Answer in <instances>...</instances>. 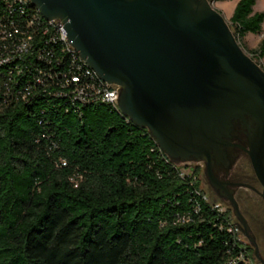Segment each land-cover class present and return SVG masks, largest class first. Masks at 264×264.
I'll use <instances>...</instances> for the list:
<instances>
[{
	"label": "trees",
	"instance_id": "16d2710c",
	"mask_svg": "<svg viewBox=\"0 0 264 264\" xmlns=\"http://www.w3.org/2000/svg\"><path fill=\"white\" fill-rule=\"evenodd\" d=\"M256 2L240 0L230 22L262 61L264 40L244 41L263 32ZM36 33L31 62L0 66V264H249L233 263L241 249L200 181L181 178L147 129L107 104L56 95L70 56Z\"/></svg>",
	"mask_w": 264,
	"mask_h": 264
},
{
	"label": "water",
	"instance_id": "95a60500",
	"mask_svg": "<svg viewBox=\"0 0 264 264\" xmlns=\"http://www.w3.org/2000/svg\"><path fill=\"white\" fill-rule=\"evenodd\" d=\"M31 1L64 25L81 58L119 90L120 113L147 129L172 163L201 172L195 162L206 160L216 184L213 165L238 146L264 186V68L213 1ZM239 127L248 148L232 143Z\"/></svg>",
	"mask_w": 264,
	"mask_h": 264
},
{
	"label": "built area",
	"instance_id": "2783aa9c",
	"mask_svg": "<svg viewBox=\"0 0 264 264\" xmlns=\"http://www.w3.org/2000/svg\"><path fill=\"white\" fill-rule=\"evenodd\" d=\"M0 18L5 20L0 22V66L13 64L20 69L31 62L37 54L39 39H36V32H38L39 37L46 38L47 42L62 45V52L70 56L73 73L70 79L65 78V81L60 82L61 89L57 91V96L69 97L73 101L85 103H104L120 112L119 90L103 81L81 58L70 42L63 24L55 19L45 18L31 0H0ZM20 21L25 23L24 28L19 25ZM41 59L42 55H38V60ZM46 62L52 64L51 61L46 60ZM49 79L53 80L52 74ZM37 81L43 83L41 77H38ZM71 85L75 87L73 92H65V88ZM174 165L183 168L181 178L188 176L192 184L199 181L200 176L195 172L196 167ZM188 165L190 164H186ZM198 194L210 204L212 210L218 213L221 228L227 229L232 234L234 242L241 249L240 256L233 263L246 261L249 264H259L256 255L251 253V243L244 235L241 226L227 214V210L219 202L214 203L207 193L200 190ZM190 221V215H185L179 218L178 223L186 224Z\"/></svg>",
	"mask_w": 264,
	"mask_h": 264
},
{
	"label": "flooded vegetation",
	"instance_id": "af4514ba",
	"mask_svg": "<svg viewBox=\"0 0 264 264\" xmlns=\"http://www.w3.org/2000/svg\"><path fill=\"white\" fill-rule=\"evenodd\" d=\"M232 143L248 148L247 130L237 128ZM223 154L213 165L216 184L210 178L207 161L195 162L201 168L200 186L213 199L226 204L234 214L235 207L229 198L233 196L243 218L237 219L242 231L251 243L259 264H264V186L245 150L234 146L227 148V153Z\"/></svg>",
	"mask_w": 264,
	"mask_h": 264
},
{
	"label": "rangeland",
	"instance_id": "374dc122",
	"mask_svg": "<svg viewBox=\"0 0 264 264\" xmlns=\"http://www.w3.org/2000/svg\"><path fill=\"white\" fill-rule=\"evenodd\" d=\"M211 1H213L214 7L224 14L229 25L231 26V22H230L229 17L232 16L234 8L236 7L237 3L240 0H211ZM254 11L264 13V0H257L256 4L254 6ZM263 40H264L263 35H257V34H253V33L247 34L244 38V41L248 45V50L258 48ZM263 60H264V57H263L262 61H257V62H259L262 66H264ZM181 166L188 167V168H190V167L195 168V165H193L192 163L188 166H186V164H182ZM201 189L204 190V187L201 186ZM208 196L213 200V198L210 196V194H208ZM251 253L254 254L253 249H252Z\"/></svg>",
	"mask_w": 264,
	"mask_h": 264
},
{
	"label": "crops",
	"instance_id": "0c3cea01",
	"mask_svg": "<svg viewBox=\"0 0 264 264\" xmlns=\"http://www.w3.org/2000/svg\"><path fill=\"white\" fill-rule=\"evenodd\" d=\"M235 9V8H234ZM234 12V11H233ZM232 15H233V13H232ZM229 18H231V16L229 17ZM261 35H263V37H264V24H263V32H262V34ZM264 61V60H263Z\"/></svg>",
	"mask_w": 264,
	"mask_h": 264
}]
</instances>
